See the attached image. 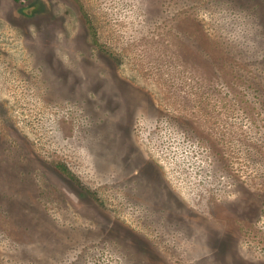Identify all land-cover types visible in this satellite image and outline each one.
Wrapping results in <instances>:
<instances>
[{"label": "rangeland", "instance_id": "1", "mask_svg": "<svg viewBox=\"0 0 264 264\" xmlns=\"http://www.w3.org/2000/svg\"><path fill=\"white\" fill-rule=\"evenodd\" d=\"M0 264H264V0H0Z\"/></svg>", "mask_w": 264, "mask_h": 264}]
</instances>
